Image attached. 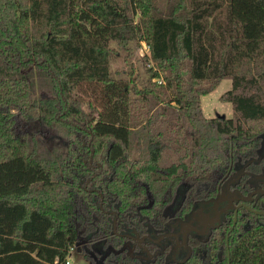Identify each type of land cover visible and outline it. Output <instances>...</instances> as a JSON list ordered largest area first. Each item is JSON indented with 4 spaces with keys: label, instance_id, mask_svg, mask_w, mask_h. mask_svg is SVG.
Here are the masks:
<instances>
[{
    "label": "trees",
    "instance_id": "1",
    "mask_svg": "<svg viewBox=\"0 0 264 264\" xmlns=\"http://www.w3.org/2000/svg\"><path fill=\"white\" fill-rule=\"evenodd\" d=\"M225 78L233 117H206ZM263 148L264 0H0V264H67L74 248L140 264L115 253L126 223L180 187L203 199ZM228 249L264 264V226ZM209 252L194 264H216Z\"/></svg>",
    "mask_w": 264,
    "mask_h": 264
},
{
    "label": "flooded vegetation",
    "instance_id": "2",
    "mask_svg": "<svg viewBox=\"0 0 264 264\" xmlns=\"http://www.w3.org/2000/svg\"><path fill=\"white\" fill-rule=\"evenodd\" d=\"M263 157L264 153L232 166L215 188L206 195H197L203 199L193 204L186 202L188 189L180 187L175 201L161 214L152 211L149 215L155 213L153 218L139 216V229L127 223L122 227L118 232L121 245L115 253L122 250L120 253L140 264H194L198 256L207 258L213 248L218 250L216 264L225 263V255L230 264L232 233L236 230L241 235L256 224L264 226ZM112 249V245L105 246L100 256H93L105 263Z\"/></svg>",
    "mask_w": 264,
    "mask_h": 264
},
{
    "label": "rangeland",
    "instance_id": "3",
    "mask_svg": "<svg viewBox=\"0 0 264 264\" xmlns=\"http://www.w3.org/2000/svg\"><path fill=\"white\" fill-rule=\"evenodd\" d=\"M131 50L134 53V59L137 64L141 65L143 60L150 55V49L146 41L142 40L140 44H132ZM114 68L122 67L124 64L121 61L113 63ZM232 88V80L225 78L221 83L210 93L202 95V109L206 117L212 118L219 115L232 118L233 117V107L232 104L223 99V95ZM16 130L20 133L25 131L26 124L21 119H16ZM134 156V155H133ZM69 264H85L88 260L85 259L84 255L77 249H72L69 256Z\"/></svg>",
    "mask_w": 264,
    "mask_h": 264
},
{
    "label": "water",
    "instance_id": "4",
    "mask_svg": "<svg viewBox=\"0 0 264 264\" xmlns=\"http://www.w3.org/2000/svg\"><path fill=\"white\" fill-rule=\"evenodd\" d=\"M46 38H48V35L46 36ZM218 201V200H217ZM116 227V226H115ZM122 250H119L118 252L120 253Z\"/></svg>",
    "mask_w": 264,
    "mask_h": 264
},
{
    "label": "built area",
    "instance_id": "5",
    "mask_svg": "<svg viewBox=\"0 0 264 264\" xmlns=\"http://www.w3.org/2000/svg\"><path fill=\"white\" fill-rule=\"evenodd\" d=\"M69 263H70V261H69V258H68L67 264H69Z\"/></svg>",
    "mask_w": 264,
    "mask_h": 264
}]
</instances>
